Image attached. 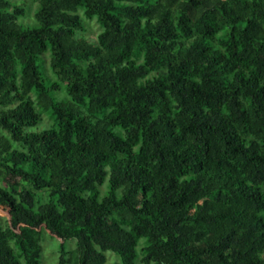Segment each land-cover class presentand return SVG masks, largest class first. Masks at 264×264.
<instances>
[{"label":"trees","instance_id":"1","mask_svg":"<svg viewBox=\"0 0 264 264\" xmlns=\"http://www.w3.org/2000/svg\"><path fill=\"white\" fill-rule=\"evenodd\" d=\"M33 1L0 0V264L43 231L78 264H264V0Z\"/></svg>","mask_w":264,"mask_h":264},{"label":"rangeland","instance_id":"2","mask_svg":"<svg viewBox=\"0 0 264 264\" xmlns=\"http://www.w3.org/2000/svg\"><path fill=\"white\" fill-rule=\"evenodd\" d=\"M13 3L20 4L23 3L27 8L26 17L23 19V22L28 23L30 26H37V22L34 19L33 12L36 6V3L33 0H12ZM81 13V12H80ZM100 31L99 24L96 20H85V32L84 36L90 41H95L96 35ZM50 50H47L45 53L40 55L37 58V65L41 72V76L44 79L46 85H50L53 81L57 80L56 76L52 72L50 68ZM51 96L58 101H63L69 99V95L66 91L65 85L63 83L60 84L59 89L50 91ZM31 98L34 99L35 94L32 92L30 94ZM36 110L41 114V120L35 125L26 127V131L29 132H40L44 129L51 128L54 125V119L49 113V111L41 108L37 104H35ZM13 146L20 147L18 143H13ZM108 187V177L105 179L103 184L100 186L101 194H103ZM41 193H36V201L47 200V196H44L43 199L40 196ZM37 203L35 204V206ZM0 215L4 217H8L7 208L5 206L0 207ZM139 244L137 250L139 252L140 246L146 242L144 237H139ZM41 246L42 252L40 257V264H57L58 259L62 252L66 251V257L70 259L69 264H78V251L76 247V243L73 239L67 240L65 242L60 241L55 236L51 235L47 231H43L41 233ZM140 254V253H139ZM106 261L103 264H112L115 261H119L120 258L115 253L110 251L105 252ZM22 264H24L22 262ZM136 264H139L137 261Z\"/></svg>","mask_w":264,"mask_h":264}]
</instances>
